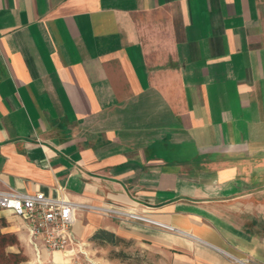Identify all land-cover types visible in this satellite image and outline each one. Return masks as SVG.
<instances>
[{
    "label": "crops",
    "instance_id": "0c3cea01",
    "mask_svg": "<svg viewBox=\"0 0 264 264\" xmlns=\"http://www.w3.org/2000/svg\"><path fill=\"white\" fill-rule=\"evenodd\" d=\"M0 189L174 227L80 209L77 243L264 264V0H0Z\"/></svg>",
    "mask_w": 264,
    "mask_h": 264
},
{
    "label": "built area",
    "instance_id": "2783aa9c",
    "mask_svg": "<svg viewBox=\"0 0 264 264\" xmlns=\"http://www.w3.org/2000/svg\"><path fill=\"white\" fill-rule=\"evenodd\" d=\"M63 188H61L62 190ZM0 208L24 221L29 239L47 250L72 252L78 243L74 222L80 209H97L103 214L125 220H139L173 230L174 227L152 219L137 208L115 204L96 206L75 202L68 197H52L43 191L36 193L0 189Z\"/></svg>",
    "mask_w": 264,
    "mask_h": 264
},
{
    "label": "rangeland",
    "instance_id": "374dc122",
    "mask_svg": "<svg viewBox=\"0 0 264 264\" xmlns=\"http://www.w3.org/2000/svg\"><path fill=\"white\" fill-rule=\"evenodd\" d=\"M5 212L0 208V264H158V259L149 253L145 247L135 242H125L118 246H101L98 243L78 242L72 252H60L61 258H54L51 251L41 244L29 241L27 248L21 243L17 233L9 231ZM17 219V218H16ZM17 240V244H12ZM122 252V257H112Z\"/></svg>",
    "mask_w": 264,
    "mask_h": 264
},
{
    "label": "trees",
    "instance_id": "16d2710c",
    "mask_svg": "<svg viewBox=\"0 0 264 264\" xmlns=\"http://www.w3.org/2000/svg\"><path fill=\"white\" fill-rule=\"evenodd\" d=\"M91 240L98 243L101 246H108V245L118 246L121 243L130 242L118 236L114 232L103 229V228L98 229L92 236ZM17 243H18L17 240H15L10 245L17 244ZM113 253H116V254L112 257H117V256L122 257L124 255L122 252H115V250H113Z\"/></svg>",
    "mask_w": 264,
    "mask_h": 264
}]
</instances>
